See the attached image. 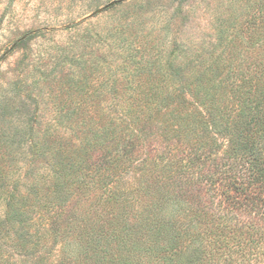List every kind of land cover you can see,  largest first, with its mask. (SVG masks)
I'll return each mask as SVG.
<instances>
[{"label":"trees","instance_id":"obj_1","mask_svg":"<svg viewBox=\"0 0 264 264\" xmlns=\"http://www.w3.org/2000/svg\"><path fill=\"white\" fill-rule=\"evenodd\" d=\"M247 8L250 46H126L99 87L74 78L53 111L11 112L0 264L249 263L264 247V0Z\"/></svg>","mask_w":264,"mask_h":264},{"label":"rangeland","instance_id":"obj_2","mask_svg":"<svg viewBox=\"0 0 264 264\" xmlns=\"http://www.w3.org/2000/svg\"><path fill=\"white\" fill-rule=\"evenodd\" d=\"M114 1L0 0V128L13 110L53 111L63 82L89 76L99 87L126 46H250L252 0H138L144 9L122 0L103 9ZM246 264H264V247Z\"/></svg>","mask_w":264,"mask_h":264}]
</instances>
